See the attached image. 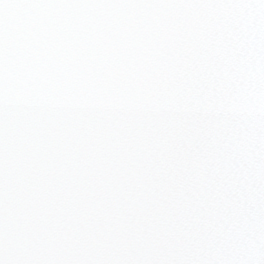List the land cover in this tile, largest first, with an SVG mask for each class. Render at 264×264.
Here are the masks:
<instances>
[{
  "label": "snow or ice",
  "instance_id": "6c2138e0",
  "mask_svg": "<svg viewBox=\"0 0 264 264\" xmlns=\"http://www.w3.org/2000/svg\"><path fill=\"white\" fill-rule=\"evenodd\" d=\"M0 264H264V0H0Z\"/></svg>",
  "mask_w": 264,
  "mask_h": 264
}]
</instances>
